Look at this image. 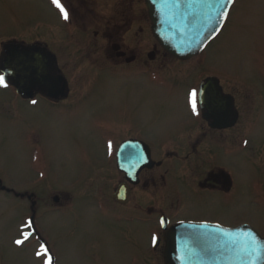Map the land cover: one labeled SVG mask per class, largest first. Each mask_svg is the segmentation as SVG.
<instances>
[{
	"label": "rangeland",
	"instance_id": "374dc122",
	"mask_svg": "<svg viewBox=\"0 0 264 264\" xmlns=\"http://www.w3.org/2000/svg\"><path fill=\"white\" fill-rule=\"evenodd\" d=\"M113 2L94 0L92 8L104 11ZM48 4L45 0H0V41L48 37L57 14ZM72 29L69 36H83L80 29ZM131 30L130 36L143 40L149 51L153 48L156 40L148 23ZM88 35L93 37V31ZM104 56L85 53L63 60L73 86L67 106L55 108L41 101L30 108L13 87L0 88V180L8 190L0 185V264L43 262L37 243L22 249L13 245L19 227L30 217L33 194L36 226L56 264H163L162 256L156 258L157 252L148 247L152 234L159 233L158 214L149 217V224L130 222L129 215L122 213L126 210L108 201L122 179L110 163L109 140L126 133L138 132L152 147L153 159L165 161L154 171L156 176L166 174L164 188H150L145 194L135 191L138 207H154L157 212L161 205L177 222L249 225L264 234L263 187L259 190L264 180V0H236L224 32L200 56L185 62L168 58L164 68L159 61L149 64L148 71H192V77L180 81V92L166 95L155 82L116 81L109 73L98 82L96 71L111 69ZM211 75L220 76L233 91L241 89L254 96L256 109L227 139L217 136L212 153H206L210 141L201 140L199 156L188 168L186 156L168 157L166 152L177 151L183 141L182 121L201 123L192 119L193 110L185 109L184 99L189 87ZM221 164L234 176L236 191L227 197L202 192L197 181ZM40 178V183L32 182ZM55 194L73 196L72 207L45 212L48 198Z\"/></svg>",
	"mask_w": 264,
	"mask_h": 264
},
{
	"label": "flooded vegetation",
	"instance_id": "af4514ba",
	"mask_svg": "<svg viewBox=\"0 0 264 264\" xmlns=\"http://www.w3.org/2000/svg\"><path fill=\"white\" fill-rule=\"evenodd\" d=\"M45 0L48 4V8L53 11V4L51 0ZM62 6L68 12V19H63L61 14H54L56 25H54V29L52 27L50 34L46 38H39L34 35V37L28 38H10L0 41V57L4 52V48L6 44H21L25 48L28 46H35V50L40 52L49 51L56 55L58 60V69H50V76H59L63 75L68 80L69 92L66 99H52L50 98L46 88L36 87L33 91V98L30 100H22L23 102H27L29 107H37L39 102L46 101L52 107L59 106H67L69 103V99L72 95V80L68 78L69 70L68 64L63 63L65 58H69L70 56L79 57L85 53H93L96 55H105L104 58L109 59V64L111 65L110 71H96V81H100L107 73H109V77L112 80L121 81L123 79L129 78H142L146 79V84L148 81L155 82V84L161 89L163 93L166 95H170L171 93L180 92V81L187 77H192V71H148V66L150 63L154 61L161 62V67L164 68L166 59H174L170 55H168L161 46L155 42L153 48L149 51L148 45L138 38H134L129 35L132 32V27L137 24L148 23L150 27V21L148 17V12L146 8V4L144 0H114L112 6H108L107 9L100 12L95 9L93 10L94 0H60ZM142 11L144 13H142ZM58 20H57V18ZM70 18V21H69ZM60 19V20H59ZM58 23V24H57ZM69 27L74 28L76 31L80 29L83 32V36H69ZM72 29V31H74ZM35 30V29H34ZM143 28H141V32H143ZM93 31V37H90L88 34ZM72 35L74 33H71ZM84 34L87 35V38L84 37ZM0 75L1 72H0ZM180 75L181 77H176ZM161 76V77H160ZM185 76V77H183ZM151 78V79H149ZM200 80L199 82H201ZM98 84V83H97ZM98 84L96 87H99ZM102 87V86H101ZM198 87L192 86L189 87L186 91V98L184 99V104L186 105L185 109L188 110V106L192 107V96L193 92L196 93L195 103H196V111L192 113V119L195 120L197 114V105H198ZM221 87L223 93L226 95H230L234 99V109L232 114H227L225 112V117L229 120V125L226 128L217 129L213 128L214 119L209 118L204 120L202 118V112L200 109V124L198 122L191 121H182V126L179 129H185L183 135V141L180 142L178 150L167 151L166 156L174 157L177 155L186 156L184 162L188 166V168H192V159L199 156L198 148H200L202 141L204 139H208L211 144H208L206 147V153H212L213 143L217 142V136H221V138H228V134L238 129L245 119H248L251 114L255 112L254 107V96L251 94H247L245 91H233L228 88V86L224 85L221 80ZM239 88V87H238ZM246 101L249 105H244ZM76 103V102H72ZM82 104L83 102H78ZM77 103V104H78ZM77 108H81L82 106H76ZM227 108V107H226ZM247 108V109H246ZM253 108L254 111H253ZM216 120L221 121V119L216 118ZM216 125V124H215ZM130 132V131H129ZM34 135V133L32 132ZM198 136V137H197ZM129 140H138L144 143H149L144 140V138L138 133H126L124 136H120L118 138L114 137L109 140V154L108 157L110 159L111 164H115L116 170L121 175L120 183L114 190H116L120 184H126L129 187V201L126 204L118 203L114 198V193L112 197L107 200L114 205L115 208L122 209V213H127L129 216L127 218L130 219V222L133 220H139L143 224H149V217H152L156 214L160 218H167L170 221V224H173L171 220H174L169 214H165L166 209L164 206L159 205L158 210L154 207H142L141 205L138 207L136 200L137 197H133L135 191L139 189L142 193H148L150 188H164V183L166 182V174H162L156 176L154 171L156 169H160L165 165V161H161V165L159 167H154L152 169H143L140 171L138 175V181L136 185L130 184L127 180V175L122 173L117 166V151L119 147L126 141ZM188 140V142H185ZM246 142V140H245ZM244 144V141H243ZM150 146V145H149ZM151 156L154 157L152 147L150 146ZM228 152H233L234 150H226ZM138 154V152H136ZM211 155V154H210ZM188 162L190 163L188 165ZM165 172H169L170 169L165 168ZM230 177V178H229ZM159 178V179H158ZM43 181L40 179L32 180V182L40 183ZM162 185H158V183ZM116 183V181H115ZM198 188L201 189L202 192L214 193L220 195L230 196L237 189V182L234 179L232 173L227 170L224 164L217 165L215 168H211L207 170V172L203 175V177L197 181ZM258 183L254 182V186ZM260 187H263V199H264V180H261L259 183ZM192 190V186L189 188ZM34 195V194H33ZM31 195L29 200H31V213L28 221H25V228L20 226L19 236L16 240L24 241L20 246L30 248V243H37L36 248H44L50 250L49 244L42 237L41 233L38 231L36 226V221L38 220V215L36 214L37 201L33 200L34 196ZM90 196V195H88ZM163 196V195H162ZM18 197V196H17ZM95 199H100L102 202H105V197L102 196H93ZM137 198V199H136ZM148 198V197H147ZM73 196L59 194L54 195L48 198L47 205L44 206L45 212H56V211H66L72 207L73 204ZM134 201V204L132 202ZM163 198L160 199L162 203ZM46 202V199L44 200ZM99 203L98 201H96ZM100 204V203H99ZM132 204V206H130ZM101 205V204H100ZM163 205V204H162ZM147 208V210H145ZM25 220V219H24ZM175 223V222H174ZM159 226V223H158ZM160 228V226H159ZM158 231L153 233L152 237L159 238L157 247H151L150 239L148 241V247L153 250V252H157L156 258H160L162 251L164 249V238L163 231L159 229ZM264 235V234H263ZM159 252V254H158ZM42 264V263H41Z\"/></svg>",
	"mask_w": 264,
	"mask_h": 264
},
{
	"label": "water",
	"instance_id": "95a60500",
	"mask_svg": "<svg viewBox=\"0 0 264 264\" xmlns=\"http://www.w3.org/2000/svg\"><path fill=\"white\" fill-rule=\"evenodd\" d=\"M227 3V0H219ZM152 21V32L165 51L183 60L197 55L219 33L226 18L217 15V0H211L212 6H189V0H179L165 8L162 0H146ZM233 4V3H232ZM228 4L225 12L230 10ZM0 66L4 70L8 83L15 86L25 98L32 95L36 87L46 88L49 96L55 99L66 98L68 87L63 76H50V69H57L54 55L34 50L33 47L10 44L6 47ZM201 104L204 118L214 119V127L226 128L229 125L227 114L234 109L233 99L223 96L219 80L206 79L200 87ZM227 107V108H226ZM221 119V121L216 120ZM135 142L126 144L123 151L126 167L138 166L131 180L136 182V173L143 167L151 168L150 152ZM137 151L138 154H130ZM143 153V154H142ZM143 158L144 161H143ZM128 161V163H127ZM121 192V191H120ZM115 198L125 203L124 197ZM204 225H207L206 227ZM251 234V235H250ZM255 238V255L249 257L245 251L252 238ZM165 264H264V239L248 226L236 229H224L208 224H179L171 227L165 234Z\"/></svg>",
	"mask_w": 264,
	"mask_h": 264
},
{
	"label": "snow or ice",
	"instance_id": "6c2138e0",
	"mask_svg": "<svg viewBox=\"0 0 264 264\" xmlns=\"http://www.w3.org/2000/svg\"><path fill=\"white\" fill-rule=\"evenodd\" d=\"M52 4L55 5L59 10L60 13L63 17V19L67 20L68 19V12L65 10V8L62 6L60 0H51ZM217 2L219 3V8L218 10H216V13L219 17L221 18H226L227 17V12L224 11V9L227 7L228 4H232L234 3V0H227V3H220L219 0H217ZM162 3L164 4L165 8H167L170 5L175 4L176 6L179 5V0H162ZM195 5H208L209 7L212 6L211 4V0H189V6L193 7ZM0 86H4L7 87V84L5 82V76L4 75H0ZM192 96V107H193V111H196V103H195V96L196 93L193 92L191 94ZM205 227L207 225H204ZM251 235V234H250ZM24 241L22 240H16L15 243L17 245H21L23 244ZM256 241L255 238H252V242L249 244L248 248L245 249L246 252L249 253V257H251L252 255H255L258 251V249L256 248ZM44 254L47 255V251L44 250ZM40 253H37V256H39ZM47 264H52V258L49 256L47 259ZM249 264H252L251 260L249 259Z\"/></svg>",
	"mask_w": 264,
	"mask_h": 264
},
{
	"label": "bare ground",
	"instance_id": "6f19581e",
	"mask_svg": "<svg viewBox=\"0 0 264 264\" xmlns=\"http://www.w3.org/2000/svg\"><path fill=\"white\" fill-rule=\"evenodd\" d=\"M224 28H225V26H224ZM223 30H224V29H223ZM222 32H223V31H221V33L219 34V36L222 34ZM219 36H218V37H219ZM217 39H218V38H217ZM215 40H216V39H215ZM215 40H214V41H215ZM214 41H213V42H214ZM213 42H212V43H213ZM212 43H211V44H212Z\"/></svg>",
	"mask_w": 264,
	"mask_h": 264
}]
</instances>
